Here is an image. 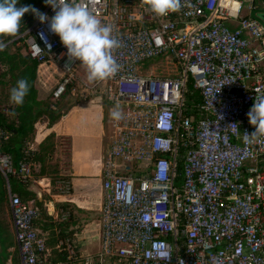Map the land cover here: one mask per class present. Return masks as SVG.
<instances>
[{
  "label": "built area",
  "instance_id": "1",
  "mask_svg": "<svg viewBox=\"0 0 264 264\" xmlns=\"http://www.w3.org/2000/svg\"><path fill=\"white\" fill-rule=\"evenodd\" d=\"M83 3L121 46V66L90 88L121 118L110 114L113 141L104 157L101 248L56 261L36 222L41 210L9 191L21 264H264V137L248 113L264 97V12L244 15L257 0H182L165 17L143 0H73ZM55 15L51 5L43 12ZM27 51L41 68L57 66L62 77L54 102L78 80L80 61L69 60L48 21L31 28ZM170 56L177 73L141 70ZM202 96L201 117L188 115L189 84ZM8 138L0 128V143ZM27 145L17 169L0 146V169L27 183L38 168ZM182 178L178 182V163ZM60 249V246H57Z\"/></svg>",
  "mask_w": 264,
  "mask_h": 264
},
{
  "label": "trees",
  "instance_id": "2",
  "mask_svg": "<svg viewBox=\"0 0 264 264\" xmlns=\"http://www.w3.org/2000/svg\"><path fill=\"white\" fill-rule=\"evenodd\" d=\"M258 2V0H257ZM256 2V3H257ZM31 5L35 9L42 13L47 6L46 0H19L18 6ZM38 16L33 12H28L23 17L20 24V31L14 37H0V41L4 45L8 44L3 50H0V87L8 86L10 90L16 86L19 79H27L30 90L29 94L25 97L22 106L11 104L10 108H2L0 106V128L7 134L8 138L2 140L0 143L3 154L9 155L13 159L14 166L19 169L20 164L25 158L24 149L27 145H31L37 130L39 122L48 119L50 125H54L61 118L62 115L56 116V112L52 109V104L48 100H41L39 97V89L37 87L40 75H39V62L31 58L30 54L24 52L18 44L25 39L22 37L25 33L31 34V28L38 20ZM11 42V43H10ZM71 89V88H70ZM68 94V93H67ZM202 96L198 90L193 86L192 81L189 84V91L187 94L188 105L190 110L188 115H195L198 119L201 117L200 111L196 108V104L202 101ZM55 139L56 135H50L45 142H43L40 148L34 151L33 161L40 163V167L35 169L33 176L27 183H23L15 175L5 176L0 169V264H7L8 259L12 258V262L19 261L20 259L15 256V252L11 249L16 247V244L12 241L11 227L4 221L3 217L7 213H10L9 204V191L16 193L21 198L29 203L35 201L34 205L43 206V201L39 200L36 192L30 189L34 179L45 176L47 172L48 159L55 152ZM182 163H178V182L180 183L182 176ZM60 180H65L59 176ZM66 181V180H65ZM52 183L55 186L54 179L52 177ZM68 206V205H62ZM39 207V206H38ZM42 216V210H41ZM39 220L36 222L38 227ZM57 245V242L53 247ZM18 248V247H17ZM17 249H15L16 251ZM19 252V251H18ZM65 254L57 253L58 258L56 261L65 259ZM16 257V258H15Z\"/></svg>",
  "mask_w": 264,
  "mask_h": 264
},
{
  "label": "crops",
  "instance_id": "3",
  "mask_svg": "<svg viewBox=\"0 0 264 264\" xmlns=\"http://www.w3.org/2000/svg\"><path fill=\"white\" fill-rule=\"evenodd\" d=\"M260 2V6L256 3L259 15L264 9L263 1L260 0ZM244 14L254 16L250 12ZM98 98L102 99L99 96ZM101 107L100 105H83L75 108L68 117L59 120L54 125L49 123L37 125L35 137L31 142V146L36 151L50 135L54 133L56 135L55 152L48 159V165L56 163L57 169L50 170V167H47L48 173L43 177H39V179H34L30 189L39 195L40 201H42L44 195H49L52 198L49 201L52 207L55 203L65 204L74 210L79 220H76L77 225L72 228L78 229L83 237L81 247L77 250L79 256L95 254L101 248V218L104 202L102 187L103 162L114 135L112 131L111 141L107 147L106 128ZM38 166L40 167V163H38ZM52 171L55 172L54 175L67 179H65L66 181L63 179L62 182L69 184L71 189L69 195L62 192H56L55 194V186L52 183L53 174H49ZM99 213L101 218L97 219ZM13 234L15 237L14 230ZM54 249H57V247L50 248L51 251ZM9 263H13L12 259H8L7 264Z\"/></svg>",
  "mask_w": 264,
  "mask_h": 264
},
{
  "label": "clouds",
  "instance_id": "4",
  "mask_svg": "<svg viewBox=\"0 0 264 264\" xmlns=\"http://www.w3.org/2000/svg\"><path fill=\"white\" fill-rule=\"evenodd\" d=\"M55 15L48 20L45 14L39 13L31 5L18 6L19 0H0V37H14L20 31V24L28 12L38 16L41 23L48 21L51 32L56 34L67 49L69 60H78L86 68L89 82L104 81L114 77L121 66L114 57V52L121 42L113 35L111 25L102 24L83 3L73 0H46ZM148 10L156 16L165 17L180 11L182 0H143ZM4 44L0 41V50ZM264 59V53L259 54ZM27 79H19L10 90V102L22 106L29 94ZM114 119L121 118L119 106L111 113ZM249 122L255 131L246 133L245 141L255 143L264 137V97L256 96L249 113Z\"/></svg>",
  "mask_w": 264,
  "mask_h": 264
},
{
  "label": "rangeland",
  "instance_id": "5",
  "mask_svg": "<svg viewBox=\"0 0 264 264\" xmlns=\"http://www.w3.org/2000/svg\"><path fill=\"white\" fill-rule=\"evenodd\" d=\"M262 1L264 3V0ZM259 3H261L260 0H258L257 2L258 6H260ZM247 12H248V7L247 5H244L243 14ZM263 12L264 9L259 15L257 13V9H255L253 11V15H254L253 18L261 19L263 16ZM22 37L25 40L22 43L20 42L18 46H20L24 52H27V41L30 39L31 34L25 33ZM149 66L153 67L151 72L163 76L174 75L178 71L175 60L170 56H164L162 58H157L155 60L149 61L140 69L148 70ZM40 70H41L40 79L37 85L39 89V97L41 100H48L50 104H52L51 106L52 109L56 112V116L62 115L61 119L68 117L71 111H73L75 108L82 107L83 105L102 106L101 107L103 110L102 118L104 120V124L106 128V145L108 147L111 141V133H112V129L110 128V125L108 123V119L110 118V114H111L109 110L110 108H108L109 105L105 102V100L98 98V96H100L98 93H94L93 90L90 89L94 86L95 82H89L86 68L82 64H80L77 82L69 90L68 94L57 102H54L52 100V93L54 92L56 85L58 84V82L62 77L61 71L57 69V66L50 64L43 66ZM11 104L12 103L10 102V87L8 86H6V88L0 87V106H2V108L7 109L10 108ZM49 122L50 121L48 119H45L44 121L39 122L38 126ZM56 166H57L56 163L49 164L50 170L57 169ZM52 172H49V174L51 175L53 174L52 177L55 183V187H54L55 194L56 192H62L64 194L69 195L71 190L69 188V184L62 182V180L59 179V176L54 175L55 172L53 173ZM51 200L52 198L49 195H44L42 199L43 206L37 205L39 206L40 210H42V216L39 219V223H38V228L40 230L41 235L46 239L47 244L51 249L60 246V249L52 250V254L55 259L58 258L57 253L62 255L65 253L69 254L70 251H73L75 252V254H79L77 250H79L81 247L82 244L81 239H83V237L78 229L72 228L77 225L76 220H79V218L75 215L74 210L69 206H62L57 203L54 204V207L50 206L49 201ZM31 202L35 204V201L32 200ZM100 218L101 216L99 213L97 219ZM3 219L5 222H7L10 225L12 241L16 244L15 237L13 234L14 227H13L11 211L8 214L6 213ZM101 222H102V218H101ZM55 242H57V245L53 247ZM15 249L17 250L15 251ZM11 250L13 251V253L15 252V256H17V258L20 259L17 246ZM16 262L17 264H19V261ZM12 264H15V261H13Z\"/></svg>",
  "mask_w": 264,
  "mask_h": 264
},
{
  "label": "water",
  "instance_id": "6",
  "mask_svg": "<svg viewBox=\"0 0 264 264\" xmlns=\"http://www.w3.org/2000/svg\"><path fill=\"white\" fill-rule=\"evenodd\" d=\"M10 43H11V42H10ZM7 45H9V43H8V44H6V45H4V48H5Z\"/></svg>",
  "mask_w": 264,
  "mask_h": 264
}]
</instances>
